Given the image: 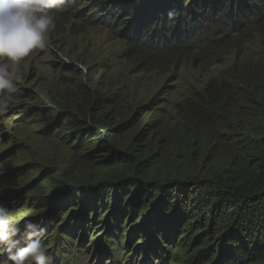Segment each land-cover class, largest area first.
Returning <instances> with one entry per match:
<instances>
[{
  "label": "clouds",
  "instance_id": "clouds-1",
  "mask_svg": "<svg viewBox=\"0 0 264 264\" xmlns=\"http://www.w3.org/2000/svg\"><path fill=\"white\" fill-rule=\"evenodd\" d=\"M75 1L0 0V145L10 134V128L4 119L8 118L4 117L6 111L10 108L12 99L24 90L23 87L31 75L32 65L36 62L27 65L26 58L33 55L37 61L42 60L49 52L50 57L60 59L54 61V65H59L60 71L52 78L41 81L36 89L39 95L48 101L51 106L48 108L60 114L56 118L52 116L50 128L57 125L69 130L77 135L80 145L104 143L109 153L102 158H106L103 167H97L96 171L89 173H81L64 166L56 168L46 165L44 168H38L30 183L31 192L38 197L47 198L50 209L45 215L42 213L27 218L22 224H18L22 219L21 215H28L32 207L24 205L13 210L12 206L16 201L15 197H21L26 188L20 191L12 190L8 185L11 184L10 180H7L6 176H0V264H53L54 256L55 259L58 258L54 264H72L68 251L72 249L70 253H74L77 238L86 240H81L82 248L79 251L82 254L75 256V264H86L87 260L90 264H112L113 258L117 256L119 257L113 264H171L172 259L166 245L182 249L184 264H191L190 261L194 258H191L184 247V238L168 231L166 225H162L160 221H156L160 225L150 223L147 226L153 218H158L153 216V208L146 206L145 212L141 210L140 214L135 215L132 209L138 202L142 203L144 190L139 184L138 191L135 192V183L125 179L121 173L115 175L118 171L113 169L114 164L122 165L134 161V152L130 147L136 150V144L143 137L139 134L142 133L140 129L144 130L146 124L149 125L151 121L156 125L166 118L163 117L159 123L154 118L151 121L142 119L146 121L141 126L139 119L142 116H134L127 111L116 112L118 121L113 126L107 120L114 114L110 110L103 113L101 97L90 95L88 92L92 84L102 82V76L96 79L95 74V69L100 63L105 64V69H118V65L133 62L138 68L143 65L144 71L162 67L175 69L205 66L204 69L211 74L221 70L226 76L238 72V66L244 62L263 60L264 41L260 42L259 54H239L232 62L225 61L232 57L234 49H243L251 42V38L257 36L255 31H252V34H247L242 39L234 37L262 23L264 16L261 19L259 16L264 11V0H82L73 6L76 8L81 4V8L73 11L71 6ZM194 3L197 4L195 8ZM51 9L60 11L62 15L55 16ZM62 17L64 19L56 25V18ZM236 18L247 23L244 30L240 27L235 32L232 31L230 20ZM251 18L255 19L251 21ZM258 28L264 33V24ZM99 32L105 33L107 43H117L107 56L89 52L88 44H78ZM198 32L201 33L196 43L193 38ZM201 40L205 44L197 46ZM173 50L177 51L164 63L162 57ZM96 56L97 62L93 64L91 59ZM222 82L223 86L231 87L225 81ZM76 83L85 85L86 89L79 88ZM209 83L208 78L193 93L189 91L180 102L196 98L210 87ZM102 96L108 98L109 107L116 103L106 91ZM74 98L80 102L72 103L70 100ZM122 114L129 116V123L135 120L127 137H122L118 130ZM96 120H101V131L92 129ZM173 121H178L177 111ZM211 130H214L218 138L216 130ZM211 130L206 133L204 139L214 152L217 151V144L211 145L208 139ZM152 132L153 126L147 127L141 147L145 143V137ZM138 135L136 142L134 137ZM243 143L241 141L240 145ZM126 153L130 155L122 156ZM217 153L221 155L218 151ZM110 176L123 179L119 184V179H109ZM46 180L47 186L41 192L39 186ZM100 181L107 183L108 193V189L105 192L98 191L96 184ZM8 191L13 198L11 195H5ZM94 199L100 200L103 206H97ZM86 201L90 203L85 204ZM106 202L107 208L111 207V213L107 217L108 231L105 236H119L126 221L132 220L138 224L133 228L131 234L134 236L127 244L117 245L106 237L99 240L95 238L94 226L105 222L102 210ZM75 206L78 223L72 216L66 217L64 222L55 226V220L61 217V213L67 209L74 210L71 207ZM66 230L72 233L71 241L64 235ZM131 243L138 244L140 253L130 246ZM84 244L89 246L88 251Z\"/></svg>",
  "mask_w": 264,
  "mask_h": 264
},
{
  "label": "trees",
  "instance_id": "trees-1",
  "mask_svg": "<svg viewBox=\"0 0 264 264\" xmlns=\"http://www.w3.org/2000/svg\"><path fill=\"white\" fill-rule=\"evenodd\" d=\"M257 36L263 43L264 33ZM238 69L220 79L212 73L210 87L177 104V122L151 121L147 127L153 126V132L143 147L137 148L139 142L134 146V161L113 166L135 183V192L141 184L142 203L153 208L156 220L185 239L184 247L194 258L191 264H264V59L244 62ZM88 94L102 98L103 113H116L120 107H109L102 94ZM129 120L127 114L120 116L122 137L134 124ZM211 129L219 134L216 147L221 155L204 139ZM96 186L100 192L108 189L103 181ZM107 202L102 211H107ZM138 203L132 209L136 216L142 212Z\"/></svg>",
  "mask_w": 264,
  "mask_h": 264
},
{
  "label": "rangeland",
  "instance_id": "rangeland-1",
  "mask_svg": "<svg viewBox=\"0 0 264 264\" xmlns=\"http://www.w3.org/2000/svg\"><path fill=\"white\" fill-rule=\"evenodd\" d=\"M104 34V32L95 33L84 42H79L78 44L83 46L88 44L89 52L93 54L101 53L107 56L114 50V45L117 43L112 41L107 43ZM234 52L232 57L225 59L226 63L228 61L232 62L239 54L240 56H245L247 53L251 55L259 54L261 52V43L258 36L251 38V42L246 44L243 49L237 51L234 49ZM59 60L57 57H50L49 52H47L42 60H38L32 65L31 75L23 87L24 90H21L12 99L11 106L4 116L8 117L4 119L10 128V134H8V139L0 145V173H2L0 176H6L7 180H10L11 184L9 183L8 185L12 190L20 191L26 188L21 197H15L16 201L13 204L14 206H12L13 210L24 205H27L28 208L32 207L28 215L25 217L21 215L22 219L18 221V224H22L27 218L36 217L38 214L43 213L45 215L50 209L47 198L44 196L38 197L31 192L32 185L30 183L38 168H44L46 165L55 166L56 168L64 166L71 167V170L80 171L81 173H89L96 171L97 167L102 168L106 160V158L104 160L102 158L109 153V150L105 148L107 145L104 143L80 145L77 135L70 133L69 130L57 125L50 128L52 116L54 115V118H56L60 114L57 111L52 112L48 108H51V106L48 105V101L44 97L39 95L36 87L41 84V81L52 78L53 75L60 71L59 65H54V61ZM91 62L95 64L97 56L91 59ZM28 63L29 61L25 62L27 65ZM118 66V69L103 68L100 70V74L105 70V78L109 79L108 83H106L108 86L104 91L108 90L106 92L112 101L120 106L116 111L117 113L127 111L134 116H142L144 113L145 119L148 121L153 118L159 120L160 116L161 118L165 117L173 120L175 108L185 96L186 90L194 92L211 76V73L204 69L205 66H185L184 68L178 67L175 69L173 67H162L157 70H142V73L140 68L133 65V62H126ZM100 82L98 81L97 83ZM101 86L102 88L105 87L104 84ZM116 89H118V92L112 98V92ZM158 100L161 103L159 106L164 111L162 113L158 110ZM113 114L107 121L115 126L118 119L116 118V113ZM146 120L141 122V126ZM208 139L211 145L217 144V135L214 130L210 131ZM218 149L221 150L219 147ZM13 172L15 173L12 174ZM117 173L120 172L118 171ZM109 179H119L118 182L120 184L123 178L118 177L117 179L114 176H110ZM46 186L47 180L40 184V191L43 192ZM5 195H11V193L8 191ZM144 208H146L144 203H141L138 207L140 210ZM71 209L74 210L67 209L61 213V217L55 220V226H59L64 222L66 217L72 216L78 223V216L75 213L77 207H71ZM142 211L145 212L146 210ZM51 218L54 219L55 217ZM127 222L128 225H126ZM137 225L132 220L126 221L120 230L119 236L109 238L104 235L108 231L107 223L101 222L94 226V236L95 238L106 237L107 240L113 241L117 245L127 244L134 236L131 233ZM166 248L172 259L171 264H184V252L182 249L172 245H166Z\"/></svg>",
  "mask_w": 264,
  "mask_h": 264
},
{
  "label": "bare ground",
  "instance_id": "bare-ground-1",
  "mask_svg": "<svg viewBox=\"0 0 264 264\" xmlns=\"http://www.w3.org/2000/svg\"><path fill=\"white\" fill-rule=\"evenodd\" d=\"M78 1H81L82 2V0H76L74 3H72V10L73 11H78L80 8H81V4L78 6V7H76V8H73V6L78 2ZM98 4V3H97ZM98 6H99V8H101L100 7V5L98 4ZM197 6V4L196 3H194L193 4V8H195ZM50 11H52L54 14H55V16H58V15H62V13L60 12V11H57V10H50ZM247 11H248V9H247ZM263 16H264V11L260 14V16H259V19H261V18H263ZM64 19V17H62V18H56V20H55V22H56V25H58L62 20ZM255 18H251L250 20L251 21H253ZM179 20H181V18H179ZM236 20H237V18L236 19H234V20H230V23L232 24L231 26H233V30L232 31H236V30H238V29H240V27H243V30L247 27V23L245 22V21H238L237 20V23H236ZM235 23V24H234ZM261 24H264V20L262 21V23H260V24H256V25H254L252 28H250L247 32H242V33H239V34H237V35H235L234 37L235 38H237V39H241V38H243V37H245L247 34H252V31H255V35H258L259 33V26H261ZM189 25V24H188ZM201 32H198V33H196L195 35H194V38H193V40L196 42V43H198V35L200 34ZM205 43H203V41L201 40L200 41V44H198L197 46H199V45H204ZM49 50L52 52V48H50L49 47ZM177 50H173V51H171V52H168V53H166V55H165V57H162V59H163V61H165L166 62V60L169 58V57H171L175 52H176ZM26 62H28L29 61V63H28V65H30V64H32L33 63V61H37L36 59H34L33 58V55H30L28 58H26V60H25ZM143 66V65H142ZM106 66H105V64H103V63H100L97 67H96V69H95V74L97 75V77H101L102 76V82H100V83H98V84H92L91 85V88H90V91L92 92V94H102V92H103V89H104V87L102 88V84H104V86H106V83L108 82V80L105 78V73L103 74V72H102V74H100V70L101 69H103V68H105ZM104 71V70H103ZM214 74V76L217 78V79H220V77H222L223 76V73L221 72V70H217L216 71V73H213ZM99 89V90H98ZM101 89V90H100ZM157 103H158V110H159V112L160 113H162V112H164L163 111V108L162 107H160L159 105L161 104L160 103V101L158 100L157 101ZM114 113V112H113ZM146 117H145V114L143 113V115H142V118L141 119H139V124L143 121L142 119H145ZM159 119H161V116H160V118ZM158 121V120H157ZM96 122H99V120H96L94 123H93V126H92V129L94 130V131H96V130H99V131H101L102 130V126H101V124L100 123H96ZM101 126V127H100ZM146 130H147V124H146V127H145V129L144 130H142L141 129V131H142V133H139V134H142V136H145V133H146ZM139 132V131H138ZM138 138H139V135H138V137H134V139L136 140V142H138ZM142 140H143V137H142V139H140V141H139V143H141L142 142ZM137 144V148L138 147H141V144ZM131 144H132V142H130V145L129 146H131ZM131 149H132V151H133V148L132 147H130ZM120 150V149H119ZM120 153H122V151L120 150ZM122 156H126V154H123ZM118 173H116L115 175H117ZM114 175V176H115ZM90 202H88V201H86L85 202V204H89ZM111 207L109 206V208L107 209V211H102V213H103V215H104V220H105V222H107V217L109 216V214L111 213V209H110ZM144 216H145V214H142V219H144ZM153 221H157L156 220V218L154 219L153 218V220H151L149 223H148V225L147 226H149V224L150 223H152L153 224ZM174 232H175V234H177V235H179V233L178 232H176V230H173ZM67 234V235H66ZM64 235L66 236V237H68L69 238V240L71 241L72 240V233L69 231V233H68V231L66 230L65 232H64ZM102 237H99V238H97L98 240L99 239H101ZM81 240H86V239H84V238H81V239H79V238H77V243L76 244H74V248H75V250H74V253H70V250H72V249H69V258L71 259V263L72 264H75L74 263V261H75V256L77 255V254H82V253H80V249L82 248V241ZM81 241V242H80ZM84 245H86L87 246V251H88V248H89V246L87 245V244H84ZM131 247H134V248H136V249H134V250H136V251H138V253H140V250H138V249H140L139 247H138V244H135V243H131V245H130ZM81 252H82V250H81ZM119 256H117L116 258H113V260H112V264H113V262L118 258ZM58 258H56L55 259V256L53 257V264L54 263H56V261H58L57 260ZM90 264V262H88V260H87V262H86V264ZM103 262H101V264H102ZM82 264V263H81ZM125 264V263H124Z\"/></svg>",
  "mask_w": 264,
  "mask_h": 264
}]
</instances>
